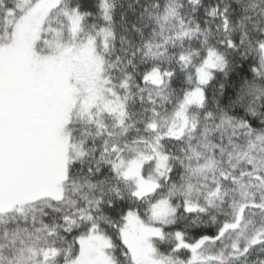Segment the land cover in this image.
Masks as SVG:
<instances>
[{
	"label": "snow or ice",
	"instance_id": "snow-or-ice-1",
	"mask_svg": "<svg viewBox=\"0 0 264 264\" xmlns=\"http://www.w3.org/2000/svg\"><path fill=\"white\" fill-rule=\"evenodd\" d=\"M0 264H264V0H0Z\"/></svg>",
	"mask_w": 264,
	"mask_h": 264
}]
</instances>
